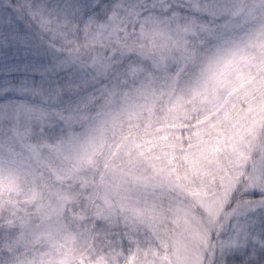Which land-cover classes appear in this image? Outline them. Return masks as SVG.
<instances>
[{"label": "clouds", "instance_id": "clouds-1", "mask_svg": "<svg viewBox=\"0 0 264 264\" xmlns=\"http://www.w3.org/2000/svg\"><path fill=\"white\" fill-rule=\"evenodd\" d=\"M238 73L264 79V0H0V168L21 187L4 199L70 237L73 264H264V113L238 119ZM132 133L164 137L167 181L129 168ZM201 142L217 151L193 172ZM15 235L0 219V264L48 250Z\"/></svg>", "mask_w": 264, "mask_h": 264}, {"label": "snow or ice", "instance_id": "snow-or-ice-1", "mask_svg": "<svg viewBox=\"0 0 264 264\" xmlns=\"http://www.w3.org/2000/svg\"><path fill=\"white\" fill-rule=\"evenodd\" d=\"M245 59V57H241ZM236 65H234L233 60H227L224 63V66L219 69L218 72L214 73L216 83L224 87L227 84L231 83L226 78V73L230 70H233ZM237 79L240 83L232 88V92L237 91L240 88L244 89L243 95L248 98V112L238 115L240 121L248 119V113H264V79H260L258 82L254 80L252 76L247 78V81L243 79V73L237 74ZM253 83V87L245 88L246 83ZM215 91V90H213ZM255 93H259V99L257 100ZM231 94V93H230ZM139 107V106H137ZM151 111V107L148 108ZM130 116H135L136 111H131ZM115 120L116 118L113 117ZM225 120H233V116L229 112L224 113ZM149 125L151 121L148 122ZM255 123V120H253ZM235 126V125H234ZM151 131L150 127L144 130V134H147ZM134 138L128 145V153L130 159L128 161L129 168H132L137 163V157H141L144 162H146L150 167L153 168L154 177H158L161 183L169 179L170 173L166 167L167 163H171V159L165 161V157H168V153L161 152L156 153L154 148L159 145V141L164 137L153 136L151 140H136V133L131 134ZM147 145V147H146ZM169 147H174L169 145ZM217 151V147L209 142H201L197 146V152L195 156L192 153L186 155L185 159L188 161L189 166L192 168L193 172L198 169L195 165L199 164L200 160H212ZM136 153L135 156L132 154ZM116 171L114 175L119 173L120 176L124 175L123 171H120L117 166H113ZM115 187H118L116 185ZM7 190L11 192H20L21 187L19 184L18 176L9 170L7 177L4 175V170L0 168V219H6V223L9 231H14L16 233L13 240H11L7 247L11 251L15 246L19 245L25 240L26 235L31 234L35 237L36 240H40L41 237L46 239L48 245V250L42 252L31 260H17V264H73L72 254L73 250L69 247L68 241L70 237H63V240L60 237V229L54 225L46 224L44 231L37 233L33 230L31 223L32 213L28 210L27 206L23 208L18 206V202L9 198L8 200L4 199L3 193ZM43 197L41 192L36 189L31 190V195L28 198V203H33L36 201H42ZM36 212L41 215L42 221L49 220L52 216L58 215V209L50 205H45L43 203L37 204ZM5 213L7 214L5 217Z\"/></svg>", "mask_w": 264, "mask_h": 264}]
</instances>
